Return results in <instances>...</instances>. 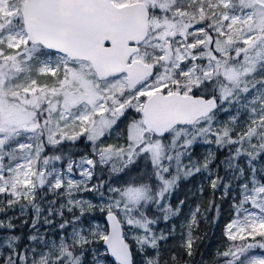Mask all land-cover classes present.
I'll use <instances>...</instances> for the list:
<instances>
[{
    "label": "snow or ice",
    "instance_id": "snow-or-ice-1",
    "mask_svg": "<svg viewBox=\"0 0 264 264\" xmlns=\"http://www.w3.org/2000/svg\"><path fill=\"white\" fill-rule=\"evenodd\" d=\"M201 141L227 150L215 171ZM202 171L186 254L229 199L216 264H264V0H0V264H161Z\"/></svg>",
    "mask_w": 264,
    "mask_h": 264
},
{
    "label": "trees",
    "instance_id": "trees-1",
    "mask_svg": "<svg viewBox=\"0 0 264 264\" xmlns=\"http://www.w3.org/2000/svg\"><path fill=\"white\" fill-rule=\"evenodd\" d=\"M224 117L225 114L220 116V118ZM130 119L131 115H129L127 120L121 118L123 122L119 124V129L126 130L127 123ZM82 141L83 138H81V142L79 143L78 155L90 151L89 146ZM202 145H207V143L203 144L201 142L195 145V148L197 149L196 158L199 160L203 158L202 152L200 151ZM226 155L227 150L216 149L215 160L211 165L213 171H215L216 165L220 164ZM220 174L223 175V169H221ZM93 180H95V177ZM201 187H203L202 194L200 192ZM213 199L212 190L208 184V180L204 179V173H197L178 183L173 193L171 203L173 206H176L183 200L184 205L182 206L181 214L168 222L169 225H175V232L162 244L160 251L161 264H216L217 251H222L225 246L230 243L225 239V228L233 217L231 201L229 199H217L216 203L220 205L219 212H207L206 215L208 219H202L197 215L199 224L193 233L195 243L193 244L192 256H188L185 248L182 246L183 230L181 227L183 220L187 217L188 212L192 207L200 205L201 212H204L209 207V201ZM98 216L100 219L104 220L105 216L102 212H98ZM160 227L165 231L168 230L164 223H162ZM20 229L23 234H26L29 231V228L26 225H21ZM259 240L260 237H256V241ZM249 242H251V238H249ZM173 256L176 257L175 260L172 259Z\"/></svg>",
    "mask_w": 264,
    "mask_h": 264
},
{
    "label": "rangeland",
    "instance_id": "rangeland-1",
    "mask_svg": "<svg viewBox=\"0 0 264 264\" xmlns=\"http://www.w3.org/2000/svg\"><path fill=\"white\" fill-rule=\"evenodd\" d=\"M133 117L131 116V119H132ZM130 119V120H131ZM222 121L223 120H225L226 119V115H225V117L224 118H220ZM129 120V121H130ZM129 121H128V123H129ZM128 123H127V125H128ZM127 128V127H126ZM124 133H125V129H119V128H115L114 130H113V134L111 135V137L110 138H106L105 140H104V143L105 144H111V145H114V146H117V147H119L120 145H123L124 143H125V140H124ZM203 144H206V143H204L203 141H201ZM201 142H199V143H201ZM216 149H217V147L215 146V144L213 143V144H208L207 143V145H202V147H201V152H202V155H203V158L201 159V160H199V159H197L196 158V153H197V149L194 147V151H193V153H192V156H193V160L194 161H203L204 160V158H205V156H207L208 154H209V152L211 151V152H213V153H215L216 152ZM201 173H204V179H207V175L205 174V172H201ZM95 180H93V182H94ZM83 195H84V197H86V198H93L92 197V194L91 193H83ZM94 199V198H93ZM196 206H194V207H192L190 210H192V209H194ZM98 212L99 211H96V210H93V213L92 214H94V217H95V222L96 223H100L101 225H103V224H105V221L104 220H102V219H100V217L98 216ZM189 213H190V211L188 212V215H187V217L183 220V222H182V224H181V227H182V230H183V239H184V232L186 231V228L184 227L185 226V224H186V222H187V218H188V216H189ZM21 219H28L29 220V223L31 222V212L29 211V214L27 215V216H24V217H21ZM21 226V225H20ZM24 226V225H23ZM27 226V225H26ZM28 227V226H27ZM183 239H182V241H183ZM253 253L254 254H256V255H264V249H254L253 250Z\"/></svg>",
    "mask_w": 264,
    "mask_h": 264
},
{
    "label": "water",
    "instance_id": "water-1",
    "mask_svg": "<svg viewBox=\"0 0 264 264\" xmlns=\"http://www.w3.org/2000/svg\"><path fill=\"white\" fill-rule=\"evenodd\" d=\"M104 221H105V223H106V217H104Z\"/></svg>",
    "mask_w": 264,
    "mask_h": 264
}]
</instances>
